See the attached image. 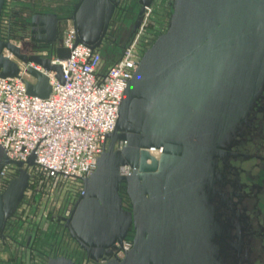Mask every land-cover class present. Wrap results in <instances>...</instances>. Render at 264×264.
I'll return each mask as SVG.
<instances>
[{
    "label": "water",
    "instance_id": "water-1",
    "mask_svg": "<svg viewBox=\"0 0 264 264\" xmlns=\"http://www.w3.org/2000/svg\"><path fill=\"white\" fill-rule=\"evenodd\" d=\"M119 1L77 0L68 17H32L30 33H45L47 19L55 28L69 21L74 45L98 48ZM150 2L138 0L140 13ZM168 5L165 30L144 50L95 169L80 180L81 193L62 219L68 236L95 264H215L214 157L233 140L264 82V0H169ZM2 49L62 82L59 65L1 41L0 77L18 73ZM67 56V49L55 47L58 60ZM25 73L34 79L25 82L26 94L47 98V78L29 67ZM118 143L121 148H115ZM151 148L161 149L157 158ZM34 166L33 154L24 163L12 161L0 147V176L6 167L15 171L0 191V239ZM123 166L130 175L119 174ZM123 198L129 211L122 209ZM129 233L130 249L121 257L111 253ZM46 264L75 263L56 257Z\"/></svg>",
    "mask_w": 264,
    "mask_h": 264
},
{
    "label": "flooded vegetation",
    "instance_id": "flooded-vegetation-1",
    "mask_svg": "<svg viewBox=\"0 0 264 264\" xmlns=\"http://www.w3.org/2000/svg\"><path fill=\"white\" fill-rule=\"evenodd\" d=\"M168 2L165 0L163 5L167 14L170 10ZM76 3L77 0H3L0 10V41L16 46L26 56H39L42 52L52 54L61 42V27L68 24L72 28L71 22L59 23L55 28L52 19H47L42 26L45 33H30V20L44 14L55 15L58 19L68 17ZM153 7L154 0H151L140 13L138 0H120L113 7L98 48L93 50L99 53L101 59L104 56L114 61L133 39L141 48L137 39L138 32L143 20L150 22L149 15ZM166 22L158 33L150 31L151 34L146 35L153 39L145 43L143 52L165 30ZM100 51L105 54H100ZM1 54L9 60H15L5 49H2ZM238 123L233 140L227 148L219 149V154L214 157L216 193L210 204L214 208L217 226L213 240L215 264H264V82L260 94ZM14 175L15 171H12L11 177ZM72 193V200L66 201L64 206H51L53 209H47L49 212L37 216L26 213L21 217L16 214L23 204L29 211L36 205V201H23L22 198L14 214L5 222L3 239H0V264H46L48 258L56 257L70 259L75 264H95L85 258L84 252L63 228L62 219L69 217L76 197V192ZM122 209L129 211L127 201L122 203ZM33 220L55 226L56 231L59 227L61 236L51 233L49 239L46 234V244L41 243L44 231L38 230L32 224ZM16 223L22 225L21 229L10 231L16 227ZM131 236L129 233L127 237ZM64 240L72 246V255L62 252ZM75 248L79 252L77 257L73 255ZM117 249L114 247L111 253H116ZM33 255L39 257L37 261L30 260Z\"/></svg>",
    "mask_w": 264,
    "mask_h": 264
},
{
    "label": "built area",
    "instance_id": "built-area-1",
    "mask_svg": "<svg viewBox=\"0 0 264 264\" xmlns=\"http://www.w3.org/2000/svg\"><path fill=\"white\" fill-rule=\"evenodd\" d=\"M74 41V31L69 27L56 46L68 50L67 58L58 60L55 49L52 54L39 55L50 65H59L61 83L40 66L18 61L15 77H0V147L12 161L24 163L33 154L35 166L28 169L29 180L35 177L37 183L48 182L52 187L72 180L77 184V196L81 193L80 180L95 169L105 136L114 128L121 95L143 50L133 39L117 59L102 67L97 51L80 43L74 45ZM27 67L47 78V98L26 94L25 82L34 83L25 73ZM116 147L121 148L122 143ZM150 151L161 153V149ZM119 174L128 176L131 170L123 166ZM130 247V239H124L116 256L121 257Z\"/></svg>",
    "mask_w": 264,
    "mask_h": 264
},
{
    "label": "rangeland",
    "instance_id": "rangeland-1",
    "mask_svg": "<svg viewBox=\"0 0 264 264\" xmlns=\"http://www.w3.org/2000/svg\"><path fill=\"white\" fill-rule=\"evenodd\" d=\"M164 2H165V0H154V7L152 9L153 12L149 15V21L150 22H148L147 19L143 20V25L141 26L140 31L138 32V38H137V39H139V42L141 43V49H143L146 42L149 43L153 39V38H150L149 36H146V35L147 34L150 35L151 32H153L154 34L158 33L162 29L163 23L168 20L169 14H167V11H165L163 8ZM169 13H170V10H169ZM141 33L144 34L145 36H143ZM100 54L104 55L105 52L100 51ZM102 57L103 58L101 59V65L107 66V63L110 62V60L107 57H104V56H102ZM116 146H115V148H116ZM9 168L2 174V178L7 179L6 173H8V171H10ZM12 170H13V168H12ZM29 171H28V173H29ZM33 178L34 179H31L32 180V182L30 184L31 186L29 187V189L25 192V194L23 196V201H36V205L34 207H31V209L29 211V210H26V208L23 204V206L20 207L18 209V211L16 212V214L21 216V217H23V215L26 213L31 214V215H36V216L42 215V214H45V212H49V211H47V209H51L52 208L51 206H53L55 208L58 205L64 206L67 203L66 201L72 200L71 199L72 194H73L72 192L77 191V184L75 181H72V180H65V181L63 180V181L59 182L56 186L52 187L49 185L48 182H44V181L42 182L41 181V183H37L36 178L35 177H33ZM4 187H5V185H4ZM3 188H0V191ZM11 222H13V221H11ZM32 224L36 225L38 230L42 229V231H44V234L41 237V243L46 241V239H47L46 234L48 235V238L50 237L51 233L56 234L58 236L59 235L61 236V229L59 227L57 228V231H56L55 226L51 227L48 224L42 223L40 220H38V221L33 220ZM46 225H48L49 227ZM21 226L22 225H20L19 223H16V227H12V229H9V230L10 231L11 230L16 231ZM22 229H24V228L22 227ZM60 242L62 243L61 240H60ZM44 244H46V243L44 242ZM43 246H45V245H43ZM67 246H69V247L67 248ZM74 250L75 251H74L73 255L75 257H77V255H79L78 254L79 252L76 251V248ZM62 252L69 253L70 255H72V246L68 245L67 242H65V240H64V243L62 246ZM23 256L26 257L25 254ZM38 258L39 257L37 255L36 256L33 255L30 258V260L31 261H37Z\"/></svg>",
    "mask_w": 264,
    "mask_h": 264
},
{
    "label": "trees",
    "instance_id": "trees-1",
    "mask_svg": "<svg viewBox=\"0 0 264 264\" xmlns=\"http://www.w3.org/2000/svg\"><path fill=\"white\" fill-rule=\"evenodd\" d=\"M110 62H111V61H110ZM110 62H108L107 65H108ZM102 67H105V66L102 65ZM9 170H10V171H8V173H6V177H7V179H10V178H11V175H10V174H11L12 171H14V169L12 170L11 167L9 168ZM31 182H32V180H29L28 187L31 186V185H30ZM5 183H6V178L4 179V178L1 177V178H0V188H3ZM124 201H126V200L123 198V202H124ZM126 239H130V238L127 237Z\"/></svg>",
    "mask_w": 264,
    "mask_h": 264
},
{
    "label": "bare ground",
    "instance_id": "bare-ground-1",
    "mask_svg": "<svg viewBox=\"0 0 264 264\" xmlns=\"http://www.w3.org/2000/svg\"><path fill=\"white\" fill-rule=\"evenodd\" d=\"M151 156H153L154 158H157V156L159 155V153L155 152V151H150L149 152Z\"/></svg>",
    "mask_w": 264,
    "mask_h": 264
},
{
    "label": "crops",
    "instance_id": "crops-1",
    "mask_svg": "<svg viewBox=\"0 0 264 264\" xmlns=\"http://www.w3.org/2000/svg\"><path fill=\"white\" fill-rule=\"evenodd\" d=\"M63 26V25H62ZM70 27V25L68 26V24L67 25H65V26H63V27H61V30H63V32L66 30V29H68Z\"/></svg>",
    "mask_w": 264,
    "mask_h": 264
}]
</instances>
